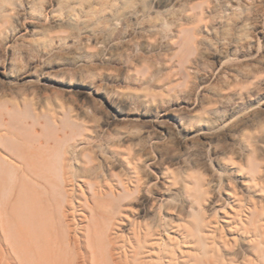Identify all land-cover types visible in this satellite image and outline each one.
Returning <instances> with one entry per match:
<instances>
[{
  "label": "rangeland",
  "instance_id": "374dc122",
  "mask_svg": "<svg viewBox=\"0 0 264 264\" xmlns=\"http://www.w3.org/2000/svg\"><path fill=\"white\" fill-rule=\"evenodd\" d=\"M136 10L138 18L127 17ZM0 25V97L21 92L6 78L11 70L21 79L50 72L52 86L39 101L55 110L63 98L66 111L56 112L57 124L42 118L39 134L86 125L95 149L108 154L117 143L133 150L149 184L134 200L139 221L159 212L164 218L170 205L184 211L166 170L221 178L224 198L239 173L223 159L245 164L255 151L264 184V0H0ZM186 37L197 40L189 47ZM13 118L18 130L34 132L24 113ZM213 127L208 140L190 138ZM237 185L242 196L257 198ZM144 206L151 211L140 212ZM236 240L226 256L254 260L252 244Z\"/></svg>",
  "mask_w": 264,
  "mask_h": 264
},
{
  "label": "bare ground",
  "instance_id": "6f19581e",
  "mask_svg": "<svg viewBox=\"0 0 264 264\" xmlns=\"http://www.w3.org/2000/svg\"><path fill=\"white\" fill-rule=\"evenodd\" d=\"M141 12L129 11L127 17L138 18ZM186 38L183 44L189 47L197 40ZM49 73L21 79L11 70L6 78L21 92L10 101L0 97V264H264V204L258 196L264 184L255 151L245 164L223 159L240 174L236 184L228 182L224 198H219L221 178L166 170L167 188L182 193L184 211L170 205L164 218L159 212L141 222L134 200L149 184L133 150L117 143L108 154L95 149L86 125L73 133L59 129L54 137L39 134L42 118L57 124L56 112L66 111L63 98L52 104L55 110L39 101L40 91L52 86ZM23 113L33 133L12 125L13 117ZM177 126L178 132L187 129ZM215 133V127L204 128L190 138L208 140ZM118 165L120 173L114 170ZM245 172L247 179L241 176ZM237 184L257 198L242 196ZM149 211L144 206L140 212ZM237 238L252 244L254 260L239 263L226 256Z\"/></svg>",
  "mask_w": 264,
  "mask_h": 264
}]
</instances>
